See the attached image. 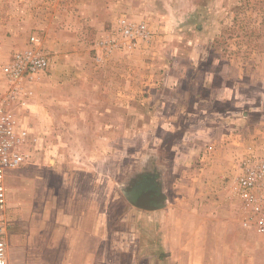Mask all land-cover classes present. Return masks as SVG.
I'll return each instance as SVG.
<instances>
[{"label":"rangeland","instance_id":"obj_1","mask_svg":"<svg viewBox=\"0 0 264 264\" xmlns=\"http://www.w3.org/2000/svg\"><path fill=\"white\" fill-rule=\"evenodd\" d=\"M31 34L49 64L31 89L24 83L23 98L34 97L22 110L35 122L7 106L27 132L23 162L7 174L9 196L37 193L41 183L25 180L43 179L60 202L68 190L83 209L82 189L91 187L92 202L96 189L99 249L111 235L125 248L141 238L137 220L145 226L125 188L154 170L166 189L161 210L172 207L185 231L196 213L212 242H233L239 231L245 243L264 242V232L242 226L248 207L235 192L239 163L264 159L255 131L264 130V0H0V69ZM247 212L264 222L263 209ZM249 253L236 257L264 264V252Z\"/></svg>","mask_w":264,"mask_h":264},{"label":"crops","instance_id":"obj_2","mask_svg":"<svg viewBox=\"0 0 264 264\" xmlns=\"http://www.w3.org/2000/svg\"><path fill=\"white\" fill-rule=\"evenodd\" d=\"M50 43L53 41L51 40ZM60 73L65 76L73 72L63 68ZM50 82L51 79H47L44 85L52 87ZM27 84L29 85H27L28 89H31V82H27ZM34 84L36 83L34 82L32 85ZM37 88L38 86H35L33 90ZM24 94L26 92L23 93V96ZM30 95L28 92L24 98L22 96L23 102L15 104L14 114L19 118L21 114L25 115L26 120L33 119V124L36 120L33 117V112H27L28 108L22 110L30 100ZM31 97H34V93ZM44 111L46 114V109ZM261 119H264V115ZM255 131L259 132L257 134L259 137L264 138V130ZM206 151L208 150L204 149L203 159L207 156ZM226 163L222 169L230 170L233 165L229 163L232 161L226 160ZM89 169L91 168L89 167ZM142 171L127 185L125 194L130 191V186L135 188L136 184L140 183L139 180L146 179V177L152 178L151 182L145 183L148 188L153 187L155 191L162 193L166 190L154 170H152L153 173ZM220 171L222 172V170ZM44 181L43 179L41 181L26 179L25 183L28 188L40 187L41 183V189L35 191L37 193L26 196L10 194L11 199H14L12 201L8 192L11 221L7 232V264H114L113 257H110V253L114 251L130 253L134 260H139V263L134 261V264H243L245 259L236 256L241 253L264 252V242L261 239L258 240L254 237L250 238L249 243H245L242 241V231H239L238 237L233 242L226 243L223 238L221 243L219 240L212 242L211 239L209 240L210 229L208 227L201 228L202 226L199 225L201 219L196 218V213L190 215L193 222L186 227L185 231L183 225L177 222V214L172 207L168 206V210H161L163 206H167L165 204L153 210L142 208L145 210L141 212L143 217L138 216L137 219L141 218L145 226L141 227L137 220L138 226L134 234L141 238L135 244L127 243L125 248L117 247L115 239L111 235L106 238L103 250H101L99 249L96 189L93 202L91 187L88 191L86 188L82 189L81 199H84V206L83 209H80L77 204L80 201L75 202V195H71L67 190L63 201L60 202V197H54L52 186L47 185ZM13 184L19 185L21 181L14 178ZM77 188L79 189L80 185H77ZM165 199L164 196L163 203ZM177 199L175 198L174 201ZM219 214L217 212V215ZM132 233L133 231L129 235ZM226 250H230L228 258L223 254ZM252 263L250 260L249 264Z\"/></svg>","mask_w":264,"mask_h":264},{"label":"built area","instance_id":"obj_3","mask_svg":"<svg viewBox=\"0 0 264 264\" xmlns=\"http://www.w3.org/2000/svg\"><path fill=\"white\" fill-rule=\"evenodd\" d=\"M48 61L41 38L31 34L28 45L15 51L11 60L0 69L7 87L6 96L0 99V264H7V232L10 224L7 174L22 164L25 155L21 146L27 140V132L16 128L13 112L7 106L20 102L26 82L36 81L43 76ZM239 171L235 192L248 207L241 224L264 232L263 215L257 217L247 212L264 210V159H244L239 163Z\"/></svg>","mask_w":264,"mask_h":264},{"label":"water","instance_id":"obj_4","mask_svg":"<svg viewBox=\"0 0 264 264\" xmlns=\"http://www.w3.org/2000/svg\"><path fill=\"white\" fill-rule=\"evenodd\" d=\"M134 189L133 195L128 196L129 202L133 206L146 210H153L163 204L162 200H164L165 195L162 192L155 191L153 187L148 188L146 184L140 186L136 184Z\"/></svg>","mask_w":264,"mask_h":264},{"label":"flooded vegetation","instance_id":"obj_5","mask_svg":"<svg viewBox=\"0 0 264 264\" xmlns=\"http://www.w3.org/2000/svg\"><path fill=\"white\" fill-rule=\"evenodd\" d=\"M148 179H149V178L146 177V179H142V180H139V181H140V182H143L144 180L147 181ZM148 181H149V180H148ZM134 182H135V181H134ZM137 182H138V181H137ZM137 182H135V183H137ZM132 184H133V182H132ZM140 185H142V184H141V183H137V186H140ZM129 189H130V191H128V194H129V195H133V192H134V190H135V189L133 188V186H132V188H131V186H130Z\"/></svg>","mask_w":264,"mask_h":264}]
</instances>
